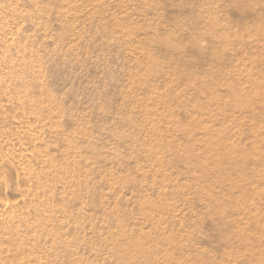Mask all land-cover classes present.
<instances>
[{
  "label": "bare ground",
  "instance_id": "1",
  "mask_svg": "<svg viewBox=\"0 0 264 264\" xmlns=\"http://www.w3.org/2000/svg\"><path fill=\"white\" fill-rule=\"evenodd\" d=\"M116 1L0 0V264H264L263 1L255 0L262 14L244 45L212 35L220 50H233L231 60L240 58L228 60L222 79L211 70L189 76L200 59L181 64L149 50L176 56L190 49L178 44L182 32L164 36L168 24L155 0ZM252 1L231 0L253 14ZM212 6L197 18L218 26ZM150 15L159 23H149ZM94 21L119 26L117 46H128L133 58L130 79L113 88L123 100L114 115L77 106L74 86L52 87L57 62L67 67L95 39ZM239 30L231 32L238 37ZM94 118L106 121L97 126ZM233 136L252 151L245 141L230 142ZM215 188L231 191L219 196ZM194 213L197 220H189Z\"/></svg>",
  "mask_w": 264,
  "mask_h": 264
},
{
  "label": "rangeland",
  "instance_id": "2",
  "mask_svg": "<svg viewBox=\"0 0 264 264\" xmlns=\"http://www.w3.org/2000/svg\"><path fill=\"white\" fill-rule=\"evenodd\" d=\"M122 1H124V0H120V2H122ZM130 1V0H129ZM214 1V2H213ZM213 1H210V0H205V1H203L202 3H200L201 5H198V4H193V2L190 4V2L189 1H186L185 2V0H174V1H172V0H155L154 1V3L155 4H157L158 5V7H161L162 9H160V10H157V13L158 14H163V13H165V22H164V24H165V26L167 27V24H168V27H167V30H166V32H165V34H167V35H164V36H171L172 35V33H178L179 34V32H180V34H181V32H182V38H180L181 39V41H179V40H177V42H175L176 44L178 43V41H179V46L181 47V49H183V47H184V49H189V51H190V54L189 53H187V52H189L188 50L187 51H185L183 54H177L176 56H175V54H173V53H170V52H172L171 50L170 51H166V50H163L162 51V49H165V48H157V47H150L149 48V50L150 51H154L156 54H158V57L161 59V60H163V59H166V57H167V59H172V58H174L176 61H178L179 63H184V64H186L187 63V65H188V62L193 58V60L195 59V60H199L200 59V64L201 65H199V63H197L196 64V66H193V67H191V68H193V70L192 69H190V68H188L189 70H191V71H189V76H194V75H196L197 73H198V75L200 76L201 75V73L203 72H205L204 74L202 73V76L203 75H207V72H210V70H211V72L215 75V76H218V77H221V78H218V79H222V77H225V76H223V75H228L229 74V72L231 71V67H232V65L233 64H238V63H240L239 61H240V58H238V59H233V60H231V57L232 56H230L231 54H232V52L231 51H233V50H220V48H218V47H216L215 46V44H212V40L214 39V37L216 36L215 35V33L216 34H218L217 35V37H221V36H225V33H227V35L229 36V37H231V39L232 40H234L237 44H236V46L238 47V46H241V45H244V42L246 43V41L248 42L249 41V39L250 38H248V37H250L251 36V34L253 35L254 33H253V28H254V26H252V25H255V24H258V23H255V22H257L255 19H257L258 18V16H259V14L262 12H260V10L262 9L261 7H258V6H264V0H261V1H263L262 3H260V2H258V1H260V0H258V1H255V0H253L252 2H253V5H252V7H255V3H256V6L258 5L257 3H260V5H258L257 7L258 8H256L255 10H259V8H260V10L259 11H257V13L255 12L254 13V10L252 9V13L253 14H251V10L249 11L248 10V12L246 11V12H244L245 10H247L246 8H244L243 7V9H241L240 10V7L238 8V7H236V5H234V3L233 2H231V0H213ZM117 3H120L119 1H116ZM188 2V3H187ZM205 2V3H204ZM208 2V3H207ZM211 2L212 3H214V4H211ZM252 2H250V3H252ZM255 2V3H254ZM183 3V4H182ZM187 5H186V4ZM249 2H248V4H250ZM206 4V5H205ZM210 4V5H209ZM220 4V5H219ZM263 4V5H262ZM213 5V6H212ZM222 5V6H221ZM202 6V7H201ZM210 6H212V9L211 10H214V12H215V16H216V18H217V16H218V18H217V20L219 21V23H218V26H217V22L216 23H212L211 25H210V23L209 22H205V21H202V20H200L199 21V15L202 13V11H200V13H198L199 12V10H200V8H201V10H203V11H205L204 9H205V7L208 9V7H210ZM217 6H219V8L217 7ZM233 6V7H232ZM250 6V5H249ZM225 7V8H224ZM216 9V11H215V9ZM145 9V7H141V10H144ZM218 9V10H217ZM245 9V10H244ZM114 10V11H113ZM113 10H111L112 12H117V13H115L116 15H119V13H120V9H118L117 7H113ZM228 10V11H227ZM180 11V12H179ZM184 11V12H183ZM245 15H243L241 12ZM218 14H217V13ZM237 13V14H236ZM245 13H247V14H249V16H247ZM262 13H264V10H263V12ZM261 13V14H262ZM205 15V14H204ZM206 15H208V13H206ZM206 15L204 16V17H206ZM241 15L243 16V17H241ZM253 15V16H252ZM254 15H256L257 16V18L254 16ZM239 16V17H238ZM198 17V18H197ZM249 18V20H244V19H248ZM252 17V18H251ZM197 18V19H196ZM155 19V17H154V15L152 16V15H150V18L148 19V22L149 23H154V25L156 24V23H159V21L158 20H154ZM224 19V20H223ZM243 21H242V20ZM253 19V20H252ZM230 21V23H229V21ZM133 21V20H132ZM131 20L129 21V22H132ZM94 22H98V23H95L94 24ZM93 22V25H92V27H91V32H90V35L92 34V31H93V36H92V38H95V39H91V41L89 40V42L88 43H86L88 46H86V44H84V46H82L81 47V49H79L78 50V52H79V54H78V59H76V61H72V63L70 64H68L67 65V67L65 66V63H62L61 64V62H57V64H56V66H58V67H60V69L59 70H57V74H59L58 75V77H55V78H57V79H55V78H52V76H51V74H50V78H52V79H55L56 81H54L55 83L54 84H52V87H54V89L56 88V90L57 89H59V88H62V87H66V88H68V87H73L74 86V90H75V92H76V90H77V94L75 95L76 96V99H75V103L77 104V106H78V102H80L81 104L82 103H85V102H88V108H86V109H90V110H88V111H93V110H95L96 112L98 111H103V109L105 110V107L106 108H108L107 110H106V112L108 111L109 112V109H110V112H109V114L110 115H114V113L115 114H117L118 112H121V103L123 102V100H122V98H121V95L118 93V91H115V90H113V88L114 89H116L117 90V87H118V89L119 88H121L120 86H123V85H125L126 83H127V80H129L130 79V76H129V73H127L128 72V65L130 66L131 65V63L133 64V58L132 57H130V51H129V47L128 46H125V45H123V46H125V47H123L122 48V46L121 45H119V46H117V42H118V35H119V33H118V30H119V26H118V28H117V25L115 24V23H109V24H106L105 26H101V24L102 23H100L99 21H94ZM199 22V24H200V26L197 24ZM204 22V23H203ZM223 24V28H222V24ZM243 22H245L244 24H243ZM140 23H142V24H144L143 22H140ZM167 23V24H166ZM196 23V24H195ZM205 23H206V26H205ZM225 23V24H224ZM228 23V24H227ZM232 23V24H231ZM246 23H248L247 24V26H245L246 25ZM214 24H216V26H214ZM230 24V25H229ZM251 25V27H250V25ZM108 25V26H107ZM131 25H134L133 24V22H132V24ZM196 25V26H195ZM221 27H220V26ZM224 25H226L225 27H224ZM228 25H229V27L230 26H234V27H228ZM239 25V26H238ZM114 26V27H113ZM129 26H130V24H129ZM190 26V27H189ZM195 26V28H193ZM204 26V28L202 29V27ZM97 27V28H96ZM188 27H189V33L190 34H188ZM192 27V28H191ZM202 29V31L200 30L199 31V29ZM220 27V28H219ZM241 27V28H240ZM95 28V29H94ZM100 28V34H99V30H98V32H97V29H99ZM101 28H102V30H101ZM187 28V29H186ZM206 28H208V29H206ZM214 28V29H213ZM216 28L218 29V30H216ZM228 28V30H226ZM238 28H240V30L238 29ZM94 29V30H93ZM186 29V30H185ZM196 29H198V31L196 30ZM224 29V31H222ZM229 29H232V30H230L229 31ZM234 29H236V30H239V36L238 37H236V35L234 36V34H233V32H231V31H233ZM96 30V31H95ZM185 30V31H184ZM213 30H215V31H213ZM226 30V31H225ZM244 30V31H243ZM249 31V30H251V34H250V36L248 35V33H250V32H246V31ZM115 31V32H114ZM173 31V32H172ZM176 31V32H175ZM184 31V32H183ZM195 31V32H194ZM107 32V33H106ZM113 32V33H112ZM200 32H202V33H200ZM213 32V33H212ZM223 32V33H222ZM229 32V33H228ZM96 33V34H95ZM192 33V34H191ZM219 33H220V36H219ZM241 33H243V34H241ZM245 33H247V34H245ZM106 34V35H105ZM117 34V35H116ZM187 34V35H186ZM195 36H194V35ZM196 34H197V36H196ZM211 34V35H210ZM223 34V35H222ZM104 35V36H103ZM186 35V36H185ZM190 35H192V36H190ZM199 35V36H198ZM208 35H209V41L211 42V43H209V41H208ZM214 37H213V36ZM231 35V36H230ZM245 35V36H244ZM201 36V37H200ZM203 36H205V37H203ZM207 36V37H206ZM212 36V37H211ZM115 37V38H114ZM194 37V38H193ZM197 37V38H196ZM244 37V38H243ZM252 37V36H251ZM89 38H90V36H89ZM102 38V39H101ZM108 38V39H107ZM189 38V39H188ZM204 38V39H203ZM239 38H240V40H239ZM253 38V37H252ZM101 39V40H100ZM105 39H107V41L105 40ZM109 39H111L112 40V42H113V45H112V42H110L109 41ZM114 39V40H113ZM116 39H117V41H116ZM191 39H192V41H191ZM207 39V40H206ZM212 39V40H211ZM241 39L243 40L242 41V43H241ZM98 40V41H97ZM190 40V41H189ZM193 40H198V46L197 45H195L196 44V42L197 41H193ZM199 40H201V41H199ZM238 40V41H237ZM246 40V41H245ZM94 41V43H92ZM103 41V42H102ZM106 41V42H105ZM115 41V42H114ZM206 41H208V42H206ZM99 42V43H98ZM193 42H195V43H193ZM200 42H201V44H200ZM96 43H98V44H96ZM101 43H103V45H105V47H104V49H101L100 48V45H101ZM108 43V44H107ZM191 43V44H190ZM193 43V44H192ZM205 43V44H204ZM209 43V44H208ZM90 44V45H89ZM94 44V45H93ZM112 46H111V45ZM118 47H116L115 45ZM182 44V45H181ZM188 44V45H187ZM202 44H204L203 45V47L205 48V50H200L199 49V47L202 45ZM211 44V45H210ZM107 45H109V46H107ZM187 45V46H186ZM191 45H192V47H191ZM200 45V46H199ZM208 45V46H207ZM92 48H91V47ZM134 46H136V45H134ZM198 48H197V47ZM212 46H214V47H212ZM85 47V48H84ZM108 47V48H107ZM111 47V48H110ZM148 46H146L145 48H147ZM107 48V49H106ZM155 48H157V49H155ZM86 49V50H85ZM90 49V50H89ZM92 49V50H91ZM100 49V50H99ZM154 49V50H153ZM209 49V50H208ZM99 50V51H98ZM109 50V51H108ZM112 50V51H111ZM212 50V51H211ZM218 50H220V51H218ZM80 51H81V54H80ZM89 51V52H88ZM103 51V53H101ZM128 51H129V53H128ZM165 51V52H164ZM201 51V52H200ZM204 51V52H203ZM208 51V53H207V55H211V54H213L212 52H216V54H214V55H218L216 58H214V59H212V58H209L208 56H206V52ZM219 52V54L221 55V53H222V55H221V57H219L220 55L218 54V52ZM225 51V52H224ZM231 53H230V52ZM98 52V56L96 57V53ZM109 52H110V54H109ZM161 52V53H160ZM193 52V53H192ZM210 52H211V54H210ZM95 53V54H94ZM105 53V54H104ZM125 53V54H124ZM204 53V54H203ZM224 53V54H223ZM228 55H227V54ZM229 53H230V55H229ZM91 54H92V57H91ZM103 54V55H102ZM129 55V56H128ZM169 55V56H168ZM180 55V56H179ZM187 55V56H186ZM80 56V57H79ZM95 56V57H94ZM100 56V57H99ZM127 58H126V57ZM184 56V57H183ZM186 56V57H185ZM227 58H225V57ZM103 57V58H102ZM105 57V58H104ZM171 57V58H170ZM181 57V58H180ZM192 57V58H191ZM198 57V58H197ZM223 57V58H222ZM93 58V59H92ZM99 58V59H98ZM129 58H131V59H129ZM142 59H143V57H141ZM204 60H206L203 64H202V61H204ZM222 58V59H221ZM263 58H264V56H263ZM81 59V60H80ZM92 59V60H91ZM114 59V60H113ZM189 59V60H188ZM211 59V60H210ZM224 59H225V61L226 62H224ZM230 59V60H229ZM88 60V61H87ZM102 60V61H101ZM218 60V61H217ZM230 62H232V63H230ZM95 61V62H94ZM186 61V62H185ZM220 61H221V64H218V63H220ZM223 61V62H222ZM264 61V60H263ZM99 62V63H98ZM102 62V63H101ZM124 62V63H123ZM129 62V63H128ZM214 62V63H213ZM227 62H229V63H227ZM238 62V63H237ZM107 63V64H106ZM128 63V64H127ZM210 63V64H209ZM212 63V64H211ZM123 64H125L126 65V67H125V65L123 66ZM215 64H217V65H215ZM207 65V66H206ZM82 66H84L85 68H83ZM94 66V67H93ZM202 66V67H201ZM203 66H204V68H206V69H204L203 68ZM215 68H214V67ZM223 66V68H222V70H221V68L220 67H222ZM224 66H226V67H224ZM229 66V67H228ZM80 67V68H79ZM92 67V68H91ZM97 67V68H96ZM108 67V68H107ZM120 67H121V70H120ZM123 67V68H122ZM201 67V68H200ZM228 67V68H227ZM82 68V69H81ZM90 68V69H89ZM93 68H94V70H93ZM96 68V69H95ZM106 68V69H105ZM195 68H197V69H195ZM210 68H212V69H210ZM88 69V70H87ZM122 69H123V71H122ZM200 69H201V72H200ZM216 69H220V71H219V73H217V74H215V72H214V70H216ZM90 70L92 71V72H90ZM202 70H204V71H202ZM209 70V71H208ZM223 70L225 71L224 73H223ZM80 71V72H79ZM88 71H89V73H88ZM107 71V72H106ZM115 71V72H114ZM82 72V73H81ZM192 72V73H191ZM196 74H195V73ZM228 72V73H227ZM78 73V74H77ZM85 73V74H84ZM107 73V74H106ZM75 74V75H74ZM101 74V75H100ZM208 74H210L211 75V73H208ZM80 75H82L81 77H80ZM97 75V76H96ZM109 77H108V76ZM205 75V76H206ZM222 75V76H221ZM128 76H129V78H128ZM197 76V75H196ZM260 77L261 75H257L256 77ZM83 77H85V78H83ZM106 77H107V79H106ZM112 77V78H111ZM114 77V78H113ZM258 77V78H259ZM262 77V76H261ZM260 77V78H261ZM52 79H51V82L53 83V81H52ZM78 79V80H77ZM100 79V80H99ZM60 80V81H59ZM81 80V81H80ZM108 82H107V81ZM71 81V82H70ZM94 81H96V82H94ZM114 83H113V82ZM119 81V82H118ZM66 82V83H65ZM77 82V83H76ZM87 82V83H86ZM110 82H112L111 84H110ZM124 84H123V83ZM69 83H70V85H69ZM103 83V84H102ZM119 83V84H118ZM60 86H59V85ZM90 84V85H89ZM99 85V86H97V87H95L94 85ZM113 84V85H112ZM66 85H68V86H66ZM105 85H106V87H105ZM120 85V86H119ZM57 86V87H56ZM88 87L89 89H87V90H85L83 87ZM90 86V87H89ZM80 87V88H79ZM94 87V88H93ZM112 87V88H111ZM184 87V86H183ZM91 88V89H90ZM110 88V89H109ZM96 89V90H95ZM97 89H99V90H97ZM83 90V91H82ZM79 91V92H78ZM92 91V92H91ZM101 91H102V93H101ZM213 91H217V93H218V91H219V94L221 95H223V96H225L226 95V97L225 98H229V94L230 93H226L225 94V92L224 91H220V90H217V89H214ZM95 92H96V95H95ZM109 92V93H108ZM79 93V94H78ZM91 93V94H90ZM116 94V95H115ZM227 94H228V96H227ZM87 95V96H86ZM93 95H95V96H93ZM99 95H101L103 98H104V102H103V98H101ZM110 95V96H109ZM119 95V96H118ZM91 96V97H90ZM96 96H98L99 98H97V99H95L96 98ZM115 96H117V97H119V98H116ZM80 97V98H79ZM83 97V98H82ZM87 97V98H86ZM90 97V98H89ZM106 98V99H105ZM85 99V100H84ZM87 99H90V100H92V101H89V100H87ZM99 99V100H98ZM102 99V100H101ZM110 100V105L108 104H106L105 103V101L106 100ZM94 100V101H93ZM78 101V102H77ZM96 101V104L94 103ZM97 101H98V103H97ZM100 101V102H99ZM101 101L103 102V103H101ZM122 101V102H121ZM94 103V104H93ZM100 104V105H99ZM96 107H95V106ZM115 107H114V106ZM118 106L120 107V111H118V109H117V111L118 112H115L116 111V109L115 108H118ZM95 107V108H94ZM100 107H101V109H100ZM104 107V108H103ZM96 108L98 109V110H96ZM131 108V107H130ZM129 108V109H130ZM112 110H114V111H112ZM87 111V110H86ZM113 113H112V112ZM230 112H233V111H230ZM180 117H182V115L180 116ZM245 118H248V119H255L256 117H252V118H249L248 116L246 117L245 116ZM99 118H94L93 119V121H92V123L91 124H94V125H96L97 123L96 122H98V125L97 126H102L103 124H104V122H103V120L104 119H99ZM112 119V118H111ZM95 120H97V121H95ZM104 121H106V120H104ZM110 118H109V123H110ZM103 122V123H102ZM112 123H114V125L116 126V127H123V124H121V123H119V122H114L113 120H112V122H111V124ZM121 124V125H120ZM118 125V126H117ZM120 125V126H119ZM97 126H95V127H97ZM246 130L247 131H249V129H247V128H245V132H246ZM234 137L235 136H233V137H231V139H232V141L229 139V141L230 142H233V141H238L239 140V142H241V144L242 145H244V141H243V143H242V140H240L239 138L238 139H236L237 137H235V139H234ZM247 141V142H246ZM245 141V145H246V148L248 147V150H250V151H252L251 150V146L249 145V142H248V140H246ZM250 147V148H249ZM254 165V166H253ZM253 165H250V167L249 168H251V169H256L255 167H259V165H257V166H255V164H253ZM247 168V167H245V166H241L240 168ZM253 167V168H252ZM233 175H234V177H233ZM232 175V177L231 178H235V179H239L240 178V176H238V174L236 175V173L235 174H233ZM236 176L238 177V178H236ZM246 175H243L242 177H245ZM248 176H251V175H247L246 176V178H251V177H248ZM216 190L215 191H217L216 193L219 195V196H223V195H225L227 192H229V191H231L230 189L228 190V189H225V190H223V191H221V192H219L220 190L218 189V188H215ZM210 190H211V188H210ZM209 190V191H210ZM212 191H213V189H212ZM215 191H213V192H215ZM226 191V192H225ZM221 194V195H220ZM239 195V194H238ZM196 208L197 209H195L196 210V212H195V210H194V212L196 213V215H198V213L200 214V215H198V217L200 218V219H202L201 218V216L202 217H204V211H203V209H201V208H198V206H196ZM198 209H200V210H198ZM195 213H194V216H192L189 220H197V216H195ZM206 228V227H205ZM210 228V229H209ZM213 228H211V227H207V231H213L212 230ZM206 230V229H205ZM213 244V243H212ZM205 245V246H204ZM203 248L202 249H204V248H206V249H204V250H207V251H209V249H211V254L214 252H212V248H210L212 245H210V244H202L201 245ZM209 248V249H208ZM217 251V250H216ZM216 253H218V251L216 252ZM219 253H221V251L219 252Z\"/></svg>",
  "mask_w": 264,
  "mask_h": 264
}]
</instances>
